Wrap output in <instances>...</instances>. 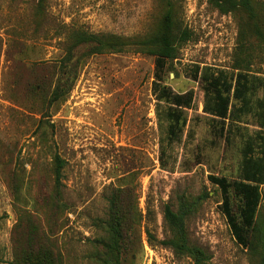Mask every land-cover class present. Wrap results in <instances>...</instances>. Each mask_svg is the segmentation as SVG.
Returning a JSON list of instances; mask_svg holds the SVG:
<instances>
[{
	"label": "rangeland",
	"instance_id": "rangeland-1",
	"mask_svg": "<svg viewBox=\"0 0 264 264\" xmlns=\"http://www.w3.org/2000/svg\"><path fill=\"white\" fill-rule=\"evenodd\" d=\"M253 2L264 34V0ZM166 10L160 0H0V264L15 263L16 248L36 225L61 264H108L114 194L128 221L121 264H194L162 244L171 236L165 207L176 211L182 200L194 205L187 230L206 264H261L264 184L253 245L244 248L209 180L239 179L248 143L255 156L264 150V39L245 13L222 15L207 0L177 3L178 24L192 38L163 84L192 92L193 104L176 140L168 135L170 106L153 91L155 57L139 45L105 53L79 47L69 63L73 89L50 103L74 32L135 43L157 31ZM220 71L253 75L243 107L232 100L238 121L225 129L204 112L201 80ZM56 155L65 161L60 191ZM232 202L238 215L242 202L233 193Z\"/></svg>",
	"mask_w": 264,
	"mask_h": 264
},
{
	"label": "trees",
	"instance_id": "trees-1",
	"mask_svg": "<svg viewBox=\"0 0 264 264\" xmlns=\"http://www.w3.org/2000/svg\"><path fill=\"white\" fill-rule=\"evenodd\" d=\"M165 3L167 10L164 14L157 31L144 37L142 40L130 42L116 35H95L85 32H74L71 42L66 47V57L62 61L61 77L54 87L50 103L53 104L62 99L68 90H72L74 82L73 68L69 63L74 58L76 50L89 45L94 53L119 52L131 45H139L140 49L155 57V81L153 91L160 102L170 106L168 111V135L170 140H176L186 124L184 109H190L193 104V93L176 94L163 84V74L168 69L170 62L179 58L184 45L191 40L192 34L187 29H182L177 21V3L180 0H160ZM207 3L222 15L243 12L248 17V22L257 34L258 38L264 39L261 29V19L257 13V7L253 0H207ZM199 71H197V74ZM253 75L249 72H239L234 76L225 71L212 74H202L206 102L204 112L224 123L238 121L232 110V100L246 103V97L253 89ZM255 149L251 143L246 145L241 164L239 179L230 182L225 177L209 176L210 182L219 188L222 195V212L228 222L230 230L237 243L244 248H251L259 208L262 202L260 187L264 184V150L262 156L254 155ZM55 162V185L58 191L62 187L63 169L65 161L56 155ZM232 193L242 202L238 215L234 211ZM180 202L175 211L171 205H167L164 211V220L171 233L168 240L162 244L173 250L178 257H189L194 264H206V253L198 246L191 243L188 230L187 218L194 205ZM128 225L127 214L123 208L120 197L112 195L109 200V215L107 230L109 233L106 242L107 263L121 264L125 254V229ZM33 234L20 242L15 250L14 264H61L60 255L55 251L51 242L44 234L40 233L35 226ZM151 241L152 234L147 233ZM264 242V241H263ZM23 245V248H22ZM264 264V244L261 258Z\"/></svg>",
	"mask_w": 264,
	"mask_h": 264
}]
</instances>
